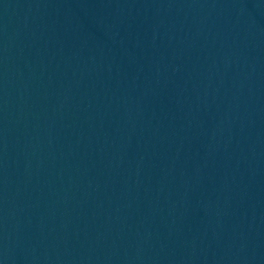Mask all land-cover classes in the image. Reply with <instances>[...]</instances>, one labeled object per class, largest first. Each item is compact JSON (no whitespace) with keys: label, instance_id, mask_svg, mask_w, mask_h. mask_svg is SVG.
I'll return each mask as SVG.
<instances>
[{"label":"water","instance_id":"water-1","mask_svg":"<svg viewBox=\"0 0 264 264\" xmlns=\"http://www.w3.org/2000/svg\"><path fill=\"white\" fill-rule=\"evenodd\" d=\"M0 264H264V0H0Z\"/></svg>","mask_w":264,"mask_h":264}]
</instances>
